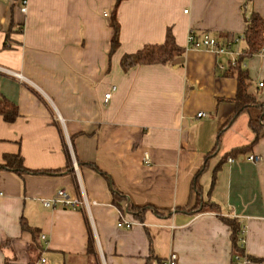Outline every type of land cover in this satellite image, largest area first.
<instances>
[{
    "label": "crops",
    "instance_id": "0c3cea01",
    "mask_svg": "<svg viewBox=\"0 0 264 264\" xmlns=\"http://www.w3.org/2000/svg\"><path fill=\"white\" fill-rule=\"evenodd\" d=\"M22 5L0 0V95L18 107L14 121L0 116V163L20 154L28 169L62 171L0 170V264H160L170 253L177 264H241L221 217L239 221L249 264H264V135L250 144L249 126L260 110L236 114L238 82L225 75L241 56L248 93L264 105V47L245 55L242 38L251 12L264 19V0H26L25 13ZM114 9L119 46L109 54ZM191 28L232 36L230 50L188 48ZM168 30L180 56L122 70L124 54L163 43ZM239 147L249 150L220 163ZM215 148L198 183L200 201L218 210H197L191 182ZM108 182L123 206L145 208L141 219L121 216ZM60 188L88 208L45 207ZM120 217L132 226L118 227ZM22 219L38 229L35 243Z\"/></svg>",
    "mask_w": 264,
    "mask_h": 264
},
{
    "label": "trees",
    "instance_id": "16d2710c",
    "mask_svg": "<svg viewBox=\"0 0 264 264\" xmlns=\"http://www.w3.org/2000/svg\"><path fill=\"white\" fill-rule=\"evenodd\" d=\"M116 9L111 14L109 25L112 28V37L110 39V48L109 54L113 53L119 46V24L116 20ZM246 49L245 55L253 54L258 52L261 48L264 47V19L257 14L256 12H251L248 18L246 19L245 29L243 32V36ZM222 41L218 40L220 45H227L231 41H233V37L230 35H223L221 37ZM183 50L175 43V40L170 32L167 31L166 37L163 43L161 44H147L144 47L136 50L133 53H126L122 56L120 60V66L123 71H128L130 68L138 66V65H151V64H166L170 60L174 59L177 56L182 54ZM225 75L235 76L238 82L236 95L234 98V103L236 107V114L242 112L243 110H247L249 107L256 106L259 108V115L256 117H252L249 120V126L251 131L254 133V139L250 144H253L259 137L264 135V122H261L262 114L264 111V105H260L255 97L248 93V75L246 69L242 66V58L239 56L236 60L235 66H231ZM0 116L6 122L14 121L18 116V107L12 102L8 101L5 97L0 95ZM235 117L232 116L229 121L225 124V126L232 121ZM220 134V132H219ZM248 147H239L232 149L229 153L225 154L222 157V161H224L228 156H235L239 152L248 151ZM216 152V148L211 151L206 157L204 164L198 170L196 175L193 177L191 182V193L195 192L197 194L195 200V209L203 210H211L217 211L218 205L212 201H200V185L198 183L199 174L207 168L208 158L210 155ZM3 162L0 163V170L11 171L21 176L23 174H52L56 175L61 173L62 170H33L28 169L23 164V159L20 154H4ZM215 166L213 170L212 184L215 181V173L218 170L220 165ZM109 188L112 194V203H114L118 209L120 210L121 216L125 214H130L136 220H139L143 217V213L145 208L137 207L132 204H127L123 206L124 196L116 191L113 187H110V182H108ZM222 221L230 227L231 230V248L234 256H243V243L241 242L244 239L241 236L242 227L238 220L230 217H221ZM120 220V218H119ZM21 229L23 231H28L32 235V243H35L38 237V229L29 226L23 219L21 220ZM87 229H88V242H87V252L94 254V239L89 227L88 221H86ZM242 243V244H240ZM255 260V259H253ZM257 261V260H255ZM161 263V262H160Z\"/></svg>",
    "mask_w": 264,
    "mask_h": 264
},
{
    "label": "built area",
    "instance_id": "2783aa9c",
    "mask_svg": "<svg viewBox=\"0 0 264 264\" xmlns=\"http://www.w3.org/2000/svg\"><path fill=\"white\" fill-rule=\"evenodd\" d=\"M22 7H21V11L22 12H26V0H22ZM186 12V11H185ZM106 15V14H104ZM187 45L188 48L191 49H205V50H209L211 52H215L216 54H221V53H225L228 52L230 50V43H228L227 45H220L218 43V40L209 35V34H201L198 35L195 33L194 29H189L188 33H187ZM260 52L263 51V48H261L259 50ZM258 51V52H259ZM15 77L17 78H21V75L16 74V73H12ZM262 83L259 84V86H261ZM112 89H114V86L112 87ZM111 95V91L106 93L104 95V101H107L108 98ZM197 117H202L205 116L204 112H198L196 114ZM250 160L253 161H257L258 157L251 155L249 156ZM229 161H232V159H229ZM42 204L47 207V208H57V207H63V208H73V209H85L88 208V203L85 200V198L80 197H71L65 189L60 188L58 190H56V192L49 198H45L41 200ZM132 222L131 221H126L123 217H120V220L117 222V226L121 227V228H130L132 226ZM42 238H44V236H41ZM242 243H244V240L242 239L241 241ZM235 260L237 261H241V264H249L250 260L245 257V256H235ZM40 264H44L45 263V259L44 258H40L39 259ZM33 264H38V262H35ZM160 264H177L176 261V255L174 253H170L169 256H167L164 260H162V262Z\"/></svg>",
    "mask_w": 264,
    "mask_h": 264
}]
</instances>
